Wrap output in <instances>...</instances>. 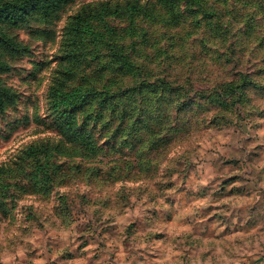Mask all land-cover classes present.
<instances>
[{
    "label": "rangeland",
    "instance_id": "rangeland-1",
    "mask_svg": "<svg viewBox=\"0 0 264 264\" xmlns=\"http://www.w3.org/2000/svg\"><path fill=\"white\" fill-rule=\"evenodd\" d=\"M57 1L0 12L25 47L0 44V264H264V0ZM60 81L108 96L68 108L95 154L58 125Z\"/></svg>",
    "mask_w": 264,
    "mask_h": 264
},
{
    "label": "trees",
    "instance_id": "trees-1",
    "mask_svg": "<svg viewBox=\"0 0 264 264\" xmlns=\"http://www.w3.org/2000/svg\"><path fill=\"white\" fill-rule=\"evenodd\" d=\"M164 1H174V0H164ZM58 2L57 0H18L16 3L12 0H4L0 1V12L3 19L14 20L18 17L22 12L18 11V8H21L23 5L25 7L24 13H26L29 9L37 8L42 10H49V4ZM24 13H22L24 15ZM99 13H88L86 15L78 14L76 17L79 19L71 21L69 24V32L72 34L73 37L76 39L78 36L84 34L85 31L88 33H93L91 27L90 19H93L95 15ZM22 15V17H24ZM75 40V39H74ZM0 44L3 45L5 48L12 52H20L24 50V46L15 41L12 37L6 35L5 33H0ZM115 52L113 55L120 53L116 52L119 49L114 46ZM59 85L53 87L52 91L50 92V99L51 102L54 104V107L59 110V122L58 125H62L63 129L67 130L68 136H65L66 140L72 142L74 145H77L85 154L88 153L90 155L95 154L97 152V147L93 142V132L92 129H89L87 124L84 123L80 126H71V119H72V111L68 110L69 107H74L78 103L88 100V96H94L97 93L101 95L99 104L104 105L107 102L108 96L104 95L103 93H99V90L95 88L90 89H82L80 87H74L71 89L64 88L63 82ZM1 105L4 101H1ZM157 117L151 119L150 121H140V125H138L134 131L137 134H149L152 136L154 132V125H158L161 123L160 113L157 110ZM128 115V110L123 109L122 113H120V119L124 120V117ZM88 120V118H87ZM150 123V124H149ZM109 129L112 130L113 127L109 126ZM122 130L118 129L114 131L112 134L114 138H119L121 135ZM131 134L128 131L127 136ZM141 141V140H140ZM52 147L41 144V145H31L26 149L25 158H29L32 165V173L35 178V174L40 171L39 183L44 185H49V182L54 178L55 175H58L61 171L60 168L63 165L62 163L53 164L48 161H44L46 156L51 154ZM56 150V148L54 147ZM50 168V169H49ZM42 172V173H41Z\"/></svg>",
    "mask_w": 264,
    "mask_h": 264
},
{
    "label": "crops",
    "instance_id": "crops-1",
    "mask_svg": "<svg viewBox=\"0 0 264 264\" xmlns=\"http://www.w3.org/2000/svg\"><path fill=\"white\" fill-rule=\"evenodd\" d=\"M126 264H133V263H131V261H128Z\"/></svg>",
    "mask_w": 264,
    "mask_h": 264
}]
</instances>
